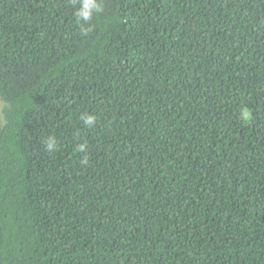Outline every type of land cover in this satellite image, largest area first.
<instances>
[{
    "label": "trees",
    "instance_id": "obj_1",
    "mask_svg": "<svg viewBox=\"0 0 264 264\" xmlns=\"http://www.w3.org/2000/svg\"><path fill=\"white\" fill-rule=\"evenodd\" d=\"M93 2L0 0V264H264V0Z\"/></svg>",
    "mask_w": 264,
    "mask_h": 264
},
{
    "label": "clouds",
    "instance_id": "obj_2",
    "mask_svg": "<svg viewBox=\"0 0 264 264\" xmlns=\"http://www.w3.org/2000/svg\"><path fill=\"white\" fill-rule=\"evenodd\" d=\"M98 11L99 9L94 4L93 0H85L84 3V9H82L79 13V15L84 19L88 20L91 17L92 11ZM87 123L92 124L95 122L94 117H88ZM46 147L49 151L53 150L55 147V142L52 139H49V141L46 144ZM81 150H83V146H81Z\"/></svg>",
    "mask_w": 264,
    "mask_h": 264
}]
</instances>
